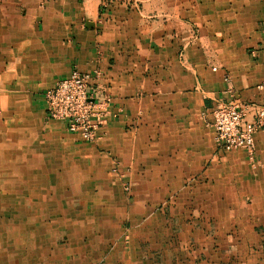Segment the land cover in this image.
<instances>
[{
	"label": "crops",
	"instance_id": "crops-1",
	"mask_svg": "<svg viewBox=\"0 0 264 264\" xmlns=\"http://www.w3.org/2000/svg\"><path fill=\"white\" fill-rule=\"evenodd\" d=\"M75 70L101 75L104 151L48 116ZM263 84L264 0H0V113H40L59 149L32 176L66 161L103 178L97 232L41 264H264V128L250 156L219 150L212 123L219 104H262Z\"/></svg>",
	"mask_w": 264,
	"mask_h": 264
},
{
	"label": "rangeland",
	"instance_id": "rangeland-1",
	"mask_svg": "<svg viewBox=\"0 0 264 264\" xmlns=\"http://www.w3.org/2000/svg\"><path fill=\"white\" fill-rule=\"evenodd\" d=\"M128 3L133 4V0H128ZM100 99L103 104L108 97L101 93ZM45 129L40 113H0V264H41L40 255L50 247L53 252L56 247H59L58 250L64 248V252H70L76 245L83 249L89 234L96 229L87 223L89 219L106 215L101 207L103 194L97 192L94 186L103 182V178L88 173L90 162H86L84 168L82 163L71 166L63 161L61 169L58 170V166L55 171L61 176L52 173L51 176L41 177L37 176L38 172L32 176L42 154L59 150L50 143L40 141ZM76 135L87 141L81 134ZM102 135L97 134L95 142H87L100 143L102 149ZM48 164L52 162L48 160ZM113 164V169L118 170L120 162L114 161ZM119 179L123 183L122 192H115L114 196L123 193L131 208L130 205H136L137 201L133 203L135 194L130 180L128 177ZM150 212L151 209L136 210L138 215ZM81 219L86 224L83 225ZM113 226L111 223L109 230ZM43 230L46 231L45 236L41 235ZM70 237L73 241L69 240ZM86 253L81 256H87ZM43 261L46 259L43 258ZM56 261L53 260V264Z\"/></svg>",
	"mask_w": 264,
	"mask_h": 264
},
{
	"label": "built area",
	"instance_id": "built-area-1",
	"mask_svg": "<svg viewBox=\"0 0 264 264\" xmlns=\"http://www.w3.org/2000/svg\"><path fill=\"white\" fill-rule=\"evenodd\" d=\"M99 78L98 72L91 75L75 70L45 94L49 118L64 122L68 132L81 134L88 142H95L105 108V102L102 104L93 89ZM260 88L264 90V84ZM212 123L219 150L242 149L253 156L255 135L264 128V102L219 104L213 111Z\"/></svg>",
	"mask_w": 264,
	"mask_h": 264
}]
</instances>
